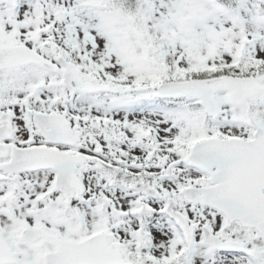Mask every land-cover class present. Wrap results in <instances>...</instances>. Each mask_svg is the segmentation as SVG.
Listing matches in <instances>:
<instances>
[{"label": "snow or ice", "instance_id": "snow-or-ice-1", "mask_svg": "<svg viewBox=\"0 0 264 264\" xmlns=\"http://www.w3.org/2000/svg\"><path fill=\"white\" fill-rule=\"evenodd\" d=\"M0 264H264V0H0Z\"/></svg>", "mask_w": 264, "mask_h": 264}]
</instances>
